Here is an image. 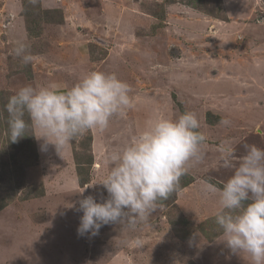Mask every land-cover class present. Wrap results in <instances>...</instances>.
I'll return each mask as SVG.
<instances>
[{
  "label": "rangeland",
  "instance_id": "obj_1",
  "mask_svg": "<svg viewBox=\"0 0 264 264\" xmlns=\"http://www.w3.org/2000/svg\"><path fill=\"white\" fill-rule=\"evenodd\" d=\"M24 1L0 0V264H251L221 241L218 195L213 209L197 208L195 200L206 195L198 194L205 182L224 184L232 175L221 166L222 143L236 158L245 145L264 149V0H37L32 32ZM17 42L33 57L27 65L14 53ZM91 71L126 82L134 106L60 152L51 144L42 150L33 132L8 143L10 96L27 85L70 88ZM185 112L196 115L207 138L203 161L180 178L179 187L189 178L193 186L172 193L134 229L110 224L94 237L78 236V201L107 198L99 183L109 154L155 119ZM77 162L89 165L85 186ZM42 184L39 196L34 189ZM136 237L142 248L130 243Z\"/></svg>",
  "mask_w": 264,
  "mask_h": 264
},
{
  "label": "clouds",
  "instance_id": "obj_2",
  "mask_svg": "<svg viewBox=\"0 0 264 264\" xmlns=\"http://www.w3.org/2000/svg\"><path fill=\"white\" fill-rule=\"evenodd\" d=\"M14 53L25 65L33 60L21 42ZM130 92V86L116 74L102 71L87 73L70 88L59 82L38 88L23 86L4 106L8 143L19 142L31 131L38 140L43 139L42 150L51 144L60 152L75 138L107 129L113 117L132 108ZM220 123L227 126L230 121L222 119ZM199 128L192 112L171 120L161 117L109 154V171L99 183L107 198L101 196L102 202H97L88 195L78 201L76 210L82 212L78 236L94 237L110 224L134 229L147 221L160 202L177 190L188 167L203 161L207 138ZM245 150L236 158L230 145H220L221 166L232 169V175L222 187L205 182L204 192L219 197L215 223L221 241L234 254L246 253L251 264H264V149L245 145ZM130 243L143 247L140 237Z\"/></svg>",
  "mask_w": 264,
  "mask_h": 264
},
{
  "label": "trees",
  "instance_id": "obj_3",
  "mask_svg": "<svg viewBox=\"0 0 264 264\" xmlns=\"http://www.w3.org/2000/svg\"><path fill=\"white\" fill-rule=\"evenodd\" d=\"M194 2H192L191 4H195V0H193ZM199 1H203V0H199ZM194 7V6H193ZM31 9H33V7H32V4H31V0H25L24 2H23V15H25V17H26V19H27V22H28V29H29V31L30 32H32L33 31V28L29 25V23L31 22L30 20H31V17L33 16V10H31ZM55 11H57V13H59V10L58 9H56V10H54V12ZM26 119H27V117H26ZM31 132V131H30ZM31 134V133H30ZM29 134V135H30ZM29 135H26V136H29ZM26 136L24 137V139L26 138ZM33 136V134H31V137ZM31 137H29V139H28V141L27 140H25V143H27V146L29 147V148H31V150L33 151V154H34V156H35V159H38V151L37 150H35V147H36V144H35V140H34V138L33 139H31ZM73 144V143H72ZM76 149V148H75ZM74 149V150H75ZM75 156V155H74ZM76 160L78 161V159H77V156H76ZM90 161V163H92V159H90L89 160ZM88 161V162H89ZM86 166H88L89 167V165H87V164H83V163H80V162H77V164H76V170H77V174H78V176L80 177V182H81V185H83V186H85L86 184H88L90 181H91V179H92V177H91V172H89V170H88V168L86 167ZM187 175V174H186ZM186 178V177H185ZM183 182V180H180L179 181V184L180 183H182ZM193 182V179H191V178H189V180L186 182V183H183L182 185H180L181 187H178L177 188V190L176 191H179V189H181V188H184V187H186V186H188L189 184H191ZM211 182H214L218 187H222V185H223V183H219L218 181H211ZM34 190H37L36 192H34V193H37L39 196H41L42 194H44L45 193V187H44V185L42 184L39 188H37V189H34ZM176 191H174L173 193H175ZM33 193V194H34ZM31 196V195H30ZM29 195L27 196V198H29L30 197ZM176 200V199H175ZM167 201L168 200H166V201H161L160 203H162V204H167ZM4 206H6V203H2L1 205H0V210L4 207Z\"/></svg>",
  "mask_w": 264,
  "mask_h": 264
},
{
  "label": "crops",
  "instance_id": "obj_4",
  "mask_svg": "<svg viewBox=\"0 0 264 264\" xmlns=\"http://www.w3.org/2000/svg\"><path fill=\"white\" fill-rule=\"evenodd\" d=\"M81 54V53H80ZM80 56V55H79ZM191 185V187L193 186V183L189 184ZM201 191H204L203 189H201L198 194H202ZM212 196H215L216 198V195H213V194H207L205 195L204 197L202 196V201H196L194 198H191L190 201L188 203H192L194 206V200L195 202H197L199 205H196V206H199L197 208H201V206H203V208L205 209H213L215 206H216V201ZM201 199V198H200ZM193 201V202H192ZM201 240V239H200ZM202 241V240H201Z\"/></svg>",
  "mask_w": 264,
  "mask_h": 264
}]
</instances>
